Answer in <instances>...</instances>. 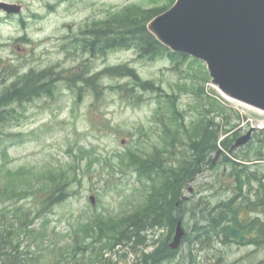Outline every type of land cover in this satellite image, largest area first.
<instances>
[{
  "label": "rangeland",
  "instance_id": "obj_1",
  "mask_svg": "<svg viewBox=\"0 0 264 264\" xmlns=\"http://www.w3.org/2000/svg\"><path fill=\"white\" fill-rule=\"evenodd\" d=\"M9 2L25 7L18 17L0 14V90L13 80L10 71L50 68L98 83L89 89L76 76L57 80L51 96L13 106L0 125V230L10 228L19 264H146L151 253L169 251L178 221L185 237L161 264H264V160L248 163L255 176L239 184L230 166L235 158L254 159L257 149L264 155V112L219 92L202 62L140 57L133 48L90 56L77 44L92 23L155 11L166 0ZM123 65L154 88L144 92L127 77L103 74ZM249 131V143L229 154L224 145ZM192 144L203 156L199 172L168 188L158 208L148 198L151 177L174 176L195 154ZM59 184L62 201L46 203ZM231 199L236 204L210 232L204 219ZM247 203L257 205L249 216L241 211ZM236 219L248 220L247 231L260 238H231L227 227ZM114 232L126 234L110 243Z\"/></svg>",
  "mask_w": 264,
  "mask_h": 264
},
{
  "label": "water",
  "instance_id": "obj_2",
  "mask_svg": "<svg viewBox=\"0 0 264 264\" xmlns=\"http://www.w3.org/2000/svg\"><path fill=\"white\" fill-rule=\"evenodd\" d=\"M0 10L20 14L22 6L0 2ZM146 29L169 51L202 61L225 96L264 112V0H176ZM251 133L237 138L229 152L247 144ZM227 230L238 242L259 238L234 224ZM183 236L178 223L169 248L176 250Z\"/></svg>",
  "mask_w": 264,
  "mask_h": 264
},
{
  "label": "trees",
  "instance_id": "obj_3",
  "mask_svg": "<svg viewBox=\"0 0 264 264\" xmlns=\"http://www.w3.org/2000/svg\"><path fill=\"white\" fill-rule=\"evenodd\" d=\"M173 3L174 0H166L165 6L158 8L155 11H145L141 9L140 11L133 12L125 11L122 13V15H113L111 18H108L104 21L92 23L86 27L85 34L79 39L77 44L80 45V48H82V50L88 53L90 56H101L111 51L133 48L140 57H151L153 55H163L166 53L171 58H185L182 55H173L169 53L168 50L162 47L154 39V37L148 33L146 29V24L153 17L167 10ZM103 74L114 77H127L130 80L131 88L134 86L135 88H140L144 92L150 91L154 88L150 82L142 81L137 73H135L134 70H132L127 65L106 69L103 71ZM10 75L13 76V80L8 86L3 87L0 90V125L4 119L7 117L9 118L14 114L12 109L13 106H21L42 96H51L54 82L57 80H64L66 78L70 79L72 76H76L78 80L85 84V86H87L89 89H96L98 84L95 80V77L87 79L83 77L81 73L70 75L68 72L64 75L54 68L41 71L30 70L23 75L15 74L13 71H10ZM224 146L225 148L229 149L231 145L226 144ZM195 147V144L191 145V149L195 152V154L192 158H189L188 160L184 159L182 161L179 166V171L176 172L174 176L170 177L169 173V175L167 174L164 176L162 180L157 178V176L151 177L153 185L148 198L151 196L152 201L156 200L155 206L158 208H160V206L157 204V202L162 203L165 200L164 197L167 195L166 192H168V188L171 190V188L174 186L177 188V186L183 185V183L186 184L187 182L192 181L194 175L199 172V169L203 164V156ZM254 154V159L242 156L240 158H235V161H232L231 164L228 161L231 166V176L233 179H235L236 184H239L238 178L240 177L247 176L248 174L255 176L254 172L250 171L251 167H249V164H253L255 161L264 160V155L261 153L260 149H257ZM143 162L149 163L145 160L141 161V163ZM166 178L169 180V184L165 183ZM155 182L160 183L155 185ZM237 188L242 189L241 186H238ZM240 189H235V191L237 190L235 192V197L236 193L239 192ZM46 192L48 191L46 190ZM50 192L51 194L49 197H47L46 203H59L62 201L64 193L63 186H61V184L56 186V188ZM234 203L235 201L231 199L229 202L219 204L211 211V214H209V216L204 219L205 224H207V227L209 230H211L210 232L213 233L219 228V225L222 224L224 220V212L227 211ZM256 208L257 205L255 203H247L243 206L241 211H246L247 215L249 216L255 212L253 209ZM173 209H175V206ZM159 211L160 215L163 214V209H159ZM172 214H169L167 217L170 223L174 222V216ZM253 220L254 218L249 219L250 222ZM242 221L243 220L240 219L235 220L237 228L244 233H253L252 231H247V229L251 228V225L248 226V220H246L244 224ZM244 225L250 228H247ZM253 226L256 228L255 223ZM2 227L3 229L0 230V260L3 261V264H19V255L12 254L11 250L9 249V245H11L9 237L11 230L10 228H5V225ZM108 227V230H114L113 227ZM130 227H132L131 224L125 223L124 228ZM201 230L202 229L200 228L198 232ZM125 234L126 232L122 233L121 235L114 232L113 236L110 237L109 242L113 243L115 241H121ZM208 234L210 233L205 234L206 238H208ZM174 253L175 251L170 250L168 252H153L148 257L146 264H161L166 259H168L170 255L173 256Z\"/></svg>",
  "mask_w": 264,
  "mask_h": 264
},
{
  "label": "flooded vegetation",
  "instance_id": "obj_4",
  "mask_svg": "<svg viewBox=\"0 0 264 264\" xmlns=\"http://www.w3.org/2000/svg\"><path fill=\"white\" fill-rule=\"evenodd\" d=\"M1 1H3V0H1ZM6 1H9V0H6ZM2 17H4V16H2ZM12 16H6V18H11Z\"/></svg>",
  "mask_w": 264,
  "mask_h": 264
}]
</instances>
